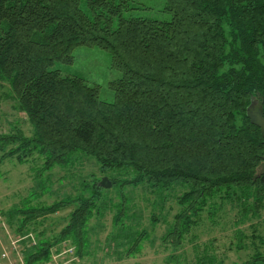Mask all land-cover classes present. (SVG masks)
<instances>
[{
  "label": "trees",
  "instance_id": "trees-1",
  "mask_svg": "<svg viewBox=\"0 0 264 264\" xmlns=\"http://www.w3.org/2000/svg\"><path fill=\"white\" fill-rule=\"evenodd\" d=\"M130 2L0 0V81L33 128L32 136L0 134V163L37 155L40 176L83 154L103 171L131 170L121 187L183 186L181 209L163 236L178 249L218 196L236 202L245 220L264 207V174L256 177L264 136L246 114L252 98H261L264 109V0H164L167 20L135 15ZM78 46L111 53L121 72L110 82L114 101L102 100L98 85L53 68L72 64ZM92 189L16 210L24 228L75 206L58 236L42 237L26 264L49 261L53 247L67 240L79 257L87 254L89 224L103 213L107 188ZM122 195L113 216L118 228L130 210ZM146 238L138 231L129 255ZM262 261L256 252L242 264Z\"/></svg>",
  "mask_w": 264,
  "mask_h": 264
},
{
  "label": "rangeland",
  "instance_id": "rangeland-1",
  "mask_svg": "<svg viewBox=\"0 0 264 264\" xmlns=\"http://www.w3.org/2000/svg\"><path fill=\"white\" fill-rule=\"evenodd\" d=\"M130 5L134 8L130 12L138 16L170 18L164 10V0H131ZM74 56L72 64L56 63L53 68L98 85L101 99L114 101L110 82L119 78L121 72L112 66L111 53L96 46H78ZM17 130L26 136L33 134L26 114L10 96L9 84L0 81V134ZM2 154L0 150V157ZM41 164L42 159L37 155L25 162L11 157L0 163V211L4 212L5 222L0 232V264H26L27 254L37 247L42 237L58 236L75 206L39 218L24 228L21 226L24 217L17 209L27 204L47 205L66 197L89 195L93 186L101 184L104 178L111 186L103 193V213L90 221L91 245L87 254L79 257L67 240L53 247L49 261L38 264H242L256 252L264 255V207L259 216L245 220L236 202L218 196L201 214L184 245L174 249L163 242V236L181 209L177 197L185 191L183 186L175 185L164 191L154 190L147 184L121 187L120 183L133 177L131 170L103 171L93 157L83 154H77L68 166H57L39 176L37 170ZM122 192L130 210L126 226L118 228L113 224V216L122 202ZM239 230L243 232L242 239ZM138 231H145L148 238L139 252L129 255L127 249Z\"/></svg>",
  "mask_w": 264,
  "mask_h": 264
},
{
  "label": "water",
  "instance_id": "water-1",
  "mask_svg": "<svg viewBox=\"0 0 264 264\" xmlns=\"http://www.w3.org/2000/svg\"><path fill=\"white\" fill-rule=\"evenodd\" d=\"M246 114L253 124L260 127L261 132L264 136L263 100L261 98H252L250 105L247 107ZM263 174H264V161L258 166L256 171V177H260ZM101 184L105 187L111 186V182L107 178H104Z\"/></svg>",
  "mask_w": 264,
  "mask_h": 264
},
{
  "label": "crops",
  "instance_id": "crops-1",
  "mask_svg": "<svg viewBox=\"0 0 264 264\" xmlns=\"http://www.w3.org/2000/svg\"><path fill=\"white\" fill-rule=\"evenodd\" d=\"M4 212H1L0 211V232H2L3 231V228L1 227L2 225H4Z\"/></svg>",
  "mask_w": 264,
  "mask_h": 264
}]
</instances>
